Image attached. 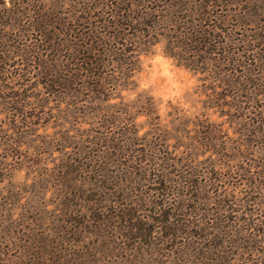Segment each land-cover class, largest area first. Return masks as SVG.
Masks as SVG:
<instances>
[{"label":"rangeland","instance_id":"rangeland-1","mask_svg":"<svg viewBox=\"0 0 264 264\" xmlns=\"http://www.w3.org/2000/svg\"><path fill=\"white\" fill-rule=\"evenodd\" d=\"M39 1L61 6V52L31 32L0 39V224L88 222L140 246L136 264H264V13L214 10L209 53L174 47L175 27L118 39L131 54L98 94L83 67L100 0Z\"/></svg>","mask_w":264,"mask_h":264},{"label":"trees","instance_id":"trees-1","mask_svg":"<svg viewBox=\"0 0 264 264\" xmlns=\"http://www.w3.org/2000/svg\"><path fill=\"white\" fill-rule=\"evenodd\" d=\"M98 6L101 13L94 16V36H98V40L94 41V63L93 59L87 57L86 67H83L88 77L94 79V92L98 94L106 90L105 79L108 75L105 68L111 64L110 61L116 57L127 60L131 54L126 50V45L116 42L118 39L130 43L132 40L137 47L146 46L140 41L141 38L175 27V30H187L176 35L177 44L174 47L186 48L189 42L195 45L202 43L206 44L207 49L194 48V52L209 53L210 41L206 39L202 25L211 20L214 10L264 13V0H100ZM60 9V5L51 8L39 0H0V39L10 41L8 32H31L41 42L50 44L49 51L59 53L63 45L61 40L56 42L54 38L62 34L61 27L64 25ZM214 18L224 22L229 19L227 14ZM97 28L102 29L97 32L98 35ZM40 67L45 73L50 70L47 73L50 82L59 88H67L70 80L58 73L59 67L53 68L50 62L40 63ZM156 180L161 185L158 189L165 190L166 177ZM161 213L169 216L166 211ZM132 214L127 210L122 217L124 219ZM68 224L73 229H67L65 221L45 222L40 219L0 224V264H136L142 259L140 246L131 255L126 251L127 243L116 235L95 233L94 237L90 233L94 235L95 225L71 221ZM89 227L93 229L87 232ZM99 227L95 229L99 230ZM137 229L147 228L138 225ZM173 233L169 232L168 236ZM125 239L132 240V237L126 235Z\"/></svg>","mask_w":264,"mask_h":264}]
</instances>
